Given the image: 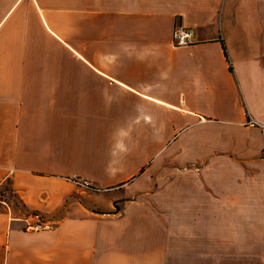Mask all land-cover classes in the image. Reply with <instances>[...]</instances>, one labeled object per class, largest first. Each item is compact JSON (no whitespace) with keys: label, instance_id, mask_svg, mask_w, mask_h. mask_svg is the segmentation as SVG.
Wrapping results in <instances>:
<instances>
[{"label":"crops","instance_id":"obj_1","mask_svg":"<svg viewBox=\"0 0 264 264\" xmlns=\"http://www.w3.org/2000/svg\"><path fill=\"white\" fill-rule=\"evenodd\" d=\"M8 181L0 264H264V0H0Z\"/></svg>","mask_w":264,"mask_h":264},{"label":"built area","instance_id":"obj_2","mask_svg":"<svg viewBox=\"0 0 264 264\" xmlns=\"http://www.w3.org/2000/svg\"><path fill=\"white\" fill-rule=\"evenodd\" d=\"M193 31L190 29H186V28H178L175 32V36H174V44L176 46H185L188 44L193 43ZM77 186H79L80 188H84V189H88L90 188V182L83 180L79 177H74L72 179ZM54 225H52L49 222H37L35 224H30L27 227V231L29 232H40V231H45V230H51L53 229Z\"/></svg>","mask_w":264,"mask_h":264},{"label":"rangeland","instance_id":"obj_3","mask_svg":"<svg viewBox=\"0 0 264 264\" xmlns=\"http://www.w3.org/2000/svg\"><path fill=\"white\" fill-rule=\"evenodd\" d=\"M81 189H84V188H81ZM0 199H3L7 203V205L3 204L1 206L6 207V208L10 207V208H12V209H14L16 211V209H17L16 206L19 205V203H18L17 199L15 198L14 194L6 191L5 194H4V197L2 198L0 196ZM42 222H44V221H42ZM228 264H230V263H228Z\"/></svg>","mask_w":264,"mask_h":264},{"label":"trees","instance_id":"obj_4","mask_svg":"<svg viewBox=\"0 0 264 264\" xmlns=\"http://www.w3.org/2000/svg\"><path fill=\"white\" fill-rule=\"evenodd\" d=\"M11 183L8 181L6 184H4V186L0 189V196L3 198L4 197V194L5 192H10V193H13V190L11 188ZM0 202H4L3 199H0Z\"/></svg>","mask_w":264,"mask_h":264}]
</instances>
